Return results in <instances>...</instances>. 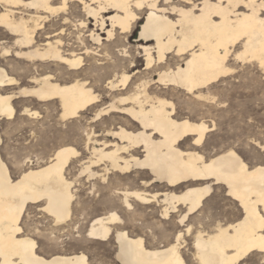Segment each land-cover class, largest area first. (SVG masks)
<instances>
[{
	"label": "bare ground",
	"instance_id": "obj_1",
	"mask_svg": "<svg viewBox=\"0 0 264 264\" xmlns=\"http://www.w3.org/2000/svg\"><path fill=\"white\" fill-rule=\"evenodd\" d=\"M240 61L264 69V0H0V264H91L83 247L65 248L61 234L85 210L75 189L83 175L108 189L105 201H118L129 223L158 207L155 228L165 238L177 229L164 244L147 242L113 206L92 217L73 239L109 245L114 238L121 264L264 260V162L251 166L233 148L207 155L216 123L179 113L170 96L211 99ZM18 99L32 118L39 112L30 102L59 109L64 120L94 110L91 122L100 120L87 132L89 155L64 143L14 177L2 120L18 116ZM75 162L78 174L69 177ZM132 173L149 178L132 186ZM216 190L235 205L234 220L205 212Z\"/></svg>",
	"mask_w": 264,
	"mask_h": 264
},
{
	"label": "rangeland",
	"instance_id": "obj_2",
	"mask_svg": "<svg viewBox=\"0 0 264 264\" xmlns=\"http://www.w3.org/2000/svg\"><path fill=\"white\" fill-rule=\"evenodd\" d=\"M75 14L83 16L84 13L80 6L75 11ZM144 20L145 14L142 15V19L139 20L137 28L134 30L131 39L132 44L139 37V29ZM233 64L236 71L216 84L213 98L196 103L189 95L184 93L173 92L170 96L176 104L179 113L195 120L205 118L204 120L210 125L213 122L216 123L214 129L208 133L202 149L207 155H213L222 150L233 148L252 166L264 162V69L260 68L256 62L240 61L237 63L233 62ZM145 66V61L142 58L138 63V67L144 69ZM17 101L18 116L15 119L4 118L2 120L3 153L12 169L14 177L19 175L20 165L23 168H27L31 164L36 165L38 162L46 161L50 154L59 145L64 143L75 146L83 156L89 155L86 147L87 132L94 127L97 130L99 129L98 122L100 119L94 122H91L90 119L95 114L94 110L88 111L83 118L64 120L60 117L59 109L51 107L47 111L36 102H30L28 104L30 105L29 107L39 112L36 118H32L22 114L21 110L27 104L21 102V99ZM98 133L103 134L102 131ZM27 157H30L33 163L25 162ZM79 168L80 163L75 162L69 170V177L74 178L78 174ZM131 175L129 184H132V186L137 185L138 187H142L141 179L144 177L145 179L149 178L146 175L141 177V175L136 173H132ZM147 188H151L152 190L159 189V187L153 188V185ZM75 189H77L76 196L81 200L82 206L85 205V210L77 211V216L74 219L77 223L74 229L71 228L69 230V226L64 225L65 229L61 232L62 239L64 240L65 248L69 250L75 249L78 246L83 247L88 252L91 264H121L115 258L116 241L114 238L109 245L105 242L93 241H81L77 243L73 239L74 237L78 238L80 235H84L92 217L94 218L97 215L105 213L111 206L124 219L125 217L127 218L126 226L128 230L134 232V234L144 235L147 242L160 243L161 241L164 244L168 239H174L177 229L171 230L169 237L165 238L161 234L160 229L155 228L154 224H156L159 218L161 219L158 207L140 211L142 214L136 215V221L129 223L130 214L121 208L118 201L111 204L105 201L108 198L106 196L108 192L107 188L100 187L99 184L93 187L92 181L83 175L75 183ZM229 210L230 212H228ZM205 212L217 214L227 220L228 218L229 220L236 218V207L231 199L225 196V191L223 190H216L206 205ZM32 215H35V219L39 222L40 226L44 227L50 224V221L45 219L38 209L33 208ZM154 215L155 217H153ZM148 218L150 219L148 220ZM143 219H147V221L145 222ZM167 227H170V225H167ZM152 232H155V236ZM185 250L186 248H184ZM185 252H187L191 260V254L188 251ZM263 261L260 256H255L247 262L262 264Z\"/></svg>",
	"mask_w": 264,
	"mask_h": 264
}]
</instances>
